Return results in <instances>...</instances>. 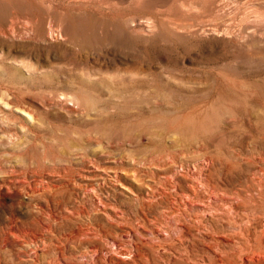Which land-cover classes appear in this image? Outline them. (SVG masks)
<instances>
[{"label": "rangeland", "instance_id": "374dc122", "mask_svg": "<svg viewBox=\"0 0 264 264\" xmlns=\"http://www.w3.org/2000/svg\"><path fill=\"white\" fill-rule=\"evenodd\" d=\"M153 3L0 0V264H264V0Z\"/></svg>", "mask_w": 264, "mask_h": 264}, {"label": "bare ground", "instance_id": "6f19581e", "mask_svg": "<svg viewBox=\"0 0 264 264\" xmlns=\"http://www.w3.org/2000/svg\"><path fill=\"white\" fill-rule=\"evenodd\" d=\"M135 3H137L138 5H141V6H151L153 5L156 0H133ZM185 6V4H183V7ZM186 6H189V7H195V4H187ZM263 15V18H264V13H262ZM93 165V163L91 164ZM100 168V167H99ZM103 171V170H102ZM105 172V171H104ZM100 177H102L101 175H99ZM103 180H105V178H102ZM107 181H109V183H111L110 181V178L109 176H107L106 178ZM113 180L115 181L116 185H119V182H118V179H117V175L115 174L113 176ZM104 205V204H103ZM161 238H163V242L164 243H161V242H157V241H153V239H148L147 241H145L144 245H141V244H138V243H134L132 244V241H130L131 245L130 247H123L122 245L118 244V243H115V242H112L115 249V253L116 254H129L130 252H132V249L131 247L133 248V251L136 252L137 254L135 255L136 258L134 259V257H132V263L133 264H140L141 263V256H140V253L138 251V247L139 246H145L147 247L148 249H150L152 252L156 253V251L158 252V255H161L162 253H170V256L168 257V261L171 263V264H176L178 262V264H184L183 261L187 262V263H190V258L188 256H182V253L177 251L174 247V244L173 243H170V244H167L165 245V242L167 241H170L171 240V237L170 236H165V235H161ZM159 238H154V240H157ZM178 239L179 240H186V237L184 235H179L178 236ZM245 240V239H244ZM248 240V239H247ZM219 241V240H218ZM230 241V240H229ZM148 242H151V245H148ZM214 242V241H213ZM129 243V242H128ZM224 243V242H223ZM221 244V243H220ZM235 244V243H234ZM244 244V243H243ZM209 245L211 246H205L204 247V250H202V252L204 253V255L211 259V260H215L214 259V256L215 258L219 261L220 264H229V263H224L223 260L221 259L222 258V255L220 254V251L217 250V246L215 243H209ZM153 248L156 249V251L153 250ZM236 248H238V246H236ZM241 248V247H240ZM264 248V247H263ZM242 249V248H241ZM245 250H247V248H244ZM243 249V250H244ZM214 251H217L219 256L221 258L218 259V257L216 256L217 252H214ZM251 250L247 251V252H244L247 256V259L249 261H252L253 260V256H256V255H249ZM260 252V251H259ZM67 259L62 255L60 256V260L57 262L59 264H68V262L66 261ZM143 261V260H142ZM201 262H204V259L201 258V260H199ZM144 263V262H143ZM108 264H117L115 261H112L110 260V263ZM165 264H169V263H166ZM233 264V263H231ZM246 264H252V263H246Z\"/></svg>", "mask_w": 264, "mask_h": 264}]
</instances>
